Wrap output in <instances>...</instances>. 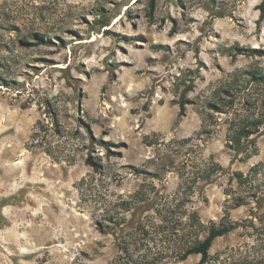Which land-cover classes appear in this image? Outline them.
<instances>
[{
  "label": "rangeland",
  "instance_id": "374dc122",
  "mask_svg": "<svg viewBox=\"0 0 264 264\" xmlns=\"http://www.w3.org/2000/svg\"><path fill=\"white\" fill-rule=\"evenodd\" d=\"M246 71L264 75V0H0V264H108L140 223L155 264H198L155 213L190 178L183 220L235 225L209 253L264 264V123L248 159L225 145L264 96Z\"/></svg>",
  "mask_w": 264,
  "mask_h": 264
},
{
  "label": "trees",
  "instance_id": "16d2710c",
  "mask_svg": "<svg viewBox=\"0 0 264 264\" xmlns=\"http://www.w3.org/2000/svg\"><path fill=\"white\" fill-rule=\"evenodd\" d=\"M246 73L251 76L252 80L257 82L264 80V75H258L255 71H246ZM229 87L230 85L217 91H223L227 95H231L233 88ZM208 104L210 108H216V111L226 112L225 107L217 101H211ZM251 106L257 108L256 112L255 110L249 111ZM183 110L184 103L181 102L180 113ZM263 123L264 96L260 99L255 98L252 102L248 101V107H246L245 112H232V116L228 119L226 127L225 145L237 152L244 151V158L248 159L257 153V148L251 141V137L259 130ZM86 160L88 163L93 164L90 158ZM257 166L256 164L250 170H256ZM212 172L213 170L204 168L199 176L200 178H209ZM234 175L238 184L248 181L247 175L244 176L240 171H236ZM194 181V178L184 179L180 188L173 196L160 199L155 207L156 216L166 225V234L171 237L169 239L172 241V249L170 251L173 253L175 261L184 260L191 254H198L200 256L198 264H226L229 259L234 257V253L239 252V247L236 249L230 248L229 253L224 252L223 256L221 255L222 253L211 255L209 248L214 238L228 233L234 228V223L226 218V221L206 224L200 220L197 212L194 210L187 212L186 220H183L184 208L188 201V196L192 193ZM134 196H137V193ZM240 204L242 203L235 202L234 206ZM203 232L205 234L200 237V234ZM151 242L152 244H150ZM161 251V248L156 249L154 237L149 232L147 224L140 223L139 227L134 231L127 232L121 236L116 245V255L108 264H155L156 258H158V254H161ZM238 254L243 259V264H262L263 257L256 253L254 248H246Z\"/></svg>",
  "mask_w": 264,
  "mask_h": 264
}]
</instances>
